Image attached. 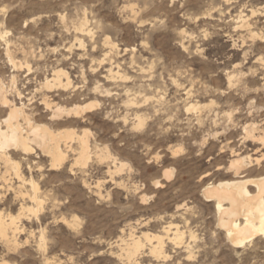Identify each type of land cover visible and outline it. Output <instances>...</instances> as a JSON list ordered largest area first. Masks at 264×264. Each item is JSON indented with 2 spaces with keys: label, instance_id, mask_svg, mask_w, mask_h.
<instances>
[{
  "label": "rangeland",
  "instance_id": "374dc122",
  "mask_svg": "<svg viewBox=\"0 0 264 264\" xmlns=\"http://www.w3.org/2000/svg\"><path fill=\"white\" fill-rule=\"evenodd\" d=\"M240 15L254 23L257 38L241 26ZM85 17L92 36L77 30ZM107 38L115 51L110 52ZM7 45L15 60L24 62L21 69L8 61ZM260 56L264 0H0L4 83L18 74V87L39 99L40 82L55 67L65 68L76 93L82 92L76 101L101 103L75 126L88 128L93 142L128 163L113 178L108 162L96 160L85 171L75 167L73 174L70 161L52 168L40 154L31 169L22 163L25 177L39 182L45 208L38 217L22 212L20 245L8 251L0 243V259L10 264H44L45 258L50 264H264V237L233 246L214 202L203 194L211 184L237 179L230 169L237 155L264 153V145L244 130L251 123L264 127ZM111 68L126 78L110 77ZM251 68L259 69L257 74ZM228 73L237 75L233 84ZM96 85L102 90L97 95L91 91ZM74 94L60 102L70 105ZM187 103L207 106L188 111ZM4 114L0 111V118ZM139 114L146 124L134 128ZM36 119L44 121L43 113ZM262 164L250 167L247 178L264 174ZM26 187L31 189L29 182ZM0 207L21 213L17 203ZM75 217L76 227L63 221ZM169 222L185 237L178 245L166 240V257L154 256L149 242L133 260L121 256V239L128 240L130 231L160 233ZM42 232L45 250L39 246Z\"/></svg>",
  "mask_w": 264,
  "mask_h": 264
},
{
  "label": "bare ground",
  "instance_id": "6f19581e",
  "mask_svg": "<svg viewBox=\"0 0 264 264\" xmlns=\"http://www.w3.org/2000/svg\"><path fill=\"white\" fill-rule=\"evenodd\" d=\"M251 13L253 16L256 10ZM238 19L241 26L247 28L250 36L257 38L258 34L252 30L254 23L250 18L240 15ZM87 23L88 19L85 17L77 30L82 34L92 36L93 30L87 27ZM3 33H1V38L6 40ZM105 42L109 44L110 52L115 51L116 46L111 43L109 38ZM81 45H84L83 41H80ZM5 50L8 61L14 70L21 69L24 62L15 60L9 45ZM244 55H248V52L246 51ZM108 57L109 55L106 53L103 60ZM256 62L264 68V57H258ZM26 67L29 72L32 70L29 62H26ZM258 70L256 68L252 70V73L255 75ZM109 76L126 78V76L120 75L119 71L115 73L113 68L109 69ZM227 76L230 84L238 79L234 73H228ZM74 87L70 72L62 67H55L52 75L46 76L40 82L39 88L35 90L36 93H40L39 99L35 93L31 97L26 96L18 87V74L11 75L9 85L5 84L0 77V111H5V116L0 118V205L17 203L21 212L15 215L11 211H7L6 208L0 207V243L8 251L15 250L20 245L18 236L22 231L20 223L22 212H30L38 217L39 212L45 208L46 197L42 196L39 182L33 176L30 179L25 177L21 169L22 163L25 162L31 169L33 158L40 154L49 158L52 168H62L66 162L70 161V172L73 174L75 167L85 171L87 165L92 160H96L100 163L108 162V173L112 178L114 174L125 170L128 165L127 162L114 156L108 147L100 148L97 142H93L90 139L91 131L88 128L84 126L79 130L75 126L86 122V111L98 107L101 103L97 99L87 103L76 101L82 92L76 93L78 89ZM91 91L97 95L98 92H102L101 86L96 85ZM56 92L58 94H54ZM68 93L74 94L71 99H74L75 102L70 105L61 103L62 97L64 98ZM128 101L133 103V100ZM206 106L187 103V110L198 111ZM39 112L43 113L44 121L36 119ZM229 117H231V113ZM124 122H127V117H124ZM145 124L146 116L136 115L133 127L142 128ZM244 130L248 137L264 145V127L257 123H251L245 126ZM177 151L174 149L173 153L175 154ZM263 160L264 153L257 157H253L251 154L237 155L230 164V169L234 171L237 179L211 184L203 191L207 200L214 202L219 225L224 228L226 238L235 247H243L256 237H264V174L253 178H247L245 175L247 170L254 165L262 167ZM13 176L17 179L16 182L13 181ZM83 180L84 184L90 187L87 179ZM28 182L30 190L26 187ZM16 183L18 184L16 185ZM249 186H254V190H251ZM96 187L99 194L102 195V182L98 181ZM63 221L72 227L78 225L76 217L68 221L64 218ZM160 231V233L142 232L140 236L136 232L130 231L128 240L121 239L122 243L119 245L122 250L121 256H125L131 261L149 242L150 252L154 256L166 257L165 243L167 239L176 245L183 244L185 232L177 223L169 222ZM191 236L194 237V234L191 233ZM40 238V249L45 250L43 232ZM0 264H10V262L2 258ZM44 264H50L48 258H45Z\"/></svg>",
  "mask_w": 264,
  "mask_h": 264
}]
</instances>
